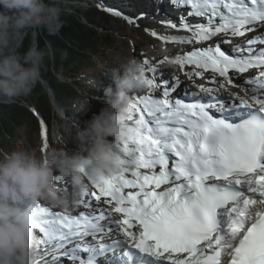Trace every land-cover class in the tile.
Masks as SVG:
<instances>
[{"label":"snow or ice","instance_id":"snow-or-ice-1","mask_svg":"<svg viewBox=\"0 0 264 264\" xmlns=\"http://www.w3.org/2000/svg\"><path fill=\"white\" fill-rule=\"evenodd\" d=\"M182 2L191 6L190 15L207 22L195 28L184 23L191 36H160L166 43L201 44L264 29V0ZM222 43L232 41L198 47L175 62L182 69L193 66L185 72L189 78L212 74L217 87L199 85L201 92L224 90L227 96L193 103L172 99L180 85L176 77L171 89L164 87L163 98L133 101L136 130L124 148L127 152L134 147L139 160L123 174L96 183L87 195L96 202L106 198L103 203L110 207L99 208L96 215L72 216L32 204L52 264H100L101 258L104 264H264V47L255 48L264 45V32L246 39L247 49L237 44V55L222 50ZM252 69L258 74L246 79L245 95L230 92L229 87L241 86L230 71L244 74ZM149 84L160 86L153 79ZM80 204L88 208L92 200Z\"/></svg>","mask_w":264,"mask_h":264},{"label":"clouds","instance_id":"clouds-1","mask_svg":"<svg viewBox=\"0 0 264 264\" xmlns=\"http://www.w3.org/2000/svg\"><path fill=\"white\" fill-rule=\"evenodd\" d=\"M81 0H0V103L30 96L42 80L45 60L54 57L50 42L40 47L42 30L56 35L64 17ZM25 40L31 43L26 51ZM164 65L175 69V59ZM114 84L103 89L106 106L91 120L74 124L73 139L80 151L53 148L37 155L15 148L0 153V264H39L34 203L70 213L96 183L115 178L136 166L139 156L131 145L135 133L134 93L150 88L145 62L129 56L111 70ZM83 123V127L81 126ZM108 137H114L109 140ZM71 178V192L57 184V175Z\"/></svg>","mask_w":264,"mask_h":264},{"label":"rangeland","instance_id":"rangeland-1","mask_svg":"<svg viewBox=\"0 0 264 264\" xmlns=\"http://www.w3.org/2000/svg\"><path fill=\"white\" fill-rule=\"evenodd\" d=\"M136 2L138 3L137 5L144 7L141 0H136ZM78 6L97 8V10L102 14L103 19L108 21L105 27L115 37V43L117 42V46L113 50L104 54V57L100 60L98 66L95 67L93 72L95 75L94 78L84 77L75 83H72V86L78 89V93L83 98L77 97L76 99H71L67 96L56 98L54 94L49 92L53 110V121L50 128L43 125V127H46L48 131L47 141L44 140L43 129L40 132H37L36 127L22 129L19 131L17 137H14L13 143H7L8 146L6 145V151L4 152L11 151L18 147L34 150L37 155L53 148H64L69 151V153L80 151L81 146L72 138L75 132L74 124H76L73 119L84 122L91 120L93 115L99 114L102 108L95 105V103L99 102L101 106L106 105V97L103 94V89L108 86L114 87L110 75L111 70L119 67L120 64L123 63L129 56H135L144 62L145 60L148 61L146 64L147 76L149 79L155 80L157 84L160 85L159 87H156V89L158 88L157 91H159V94H161L160 97H163L164 87L169 89L172 88L175 84L176 77L185 83V88L188 86L187 83L195 84L198 89L197 92L199 93V85H203L205 87L204 84L210 83L205 75L203 78H189L185 75V72L189 71V69L185 68L187 65L183 69L179 65L175 69L168 68L164 65L165 57H168V60H172L179 55H187L192 51V48H189L190 44L187 43L183 44L175 42L171 45L170 41L166 43L159 39L160 36H167V34L172 33L176 34L178 31L174 28L166 26L165 23L159 22L154 24V22H149L146 18H138L136 16L138 10L134 1L81 0V3ZM118 9H122V11L124 10V12H126L125 15L120 13ZM116 13H119V15ZM130 21H134V23ZM153 31L157 33V36L151 35V32ZM219 37L224 38V35ZM204 43L208 45L212 44L211 41ZM221 45L226 46L225 43H222ZM191 46L194 47L193 45ZM233 49L234 47H231V50ZM152 68H155L157 71L153 73L151 71ZM249 73H251V75L249 74V78L252 77L253 74H257L256 71ZM219 78L221 79V82H223V78ZM106 79L109 81L107 82ZM230 89L231 87H229V90ZM232 93H235L238 96H244L245 90L237 87V91H233ZM151 95H153L152 89L147 88L143 91L134 93V100H137L138 97H152ZM208 95L211 96L213 93H208ZM227 95L228 91H225V95L220 96L225 97ZM81 126H84L83 123ZM45 143L48 144L46 149L44 147ZM0 153L3 152L0 151ZM57 177V184L61 188H68L70 191L72 187H63V183L71 181V178L63 176L59 178L60 175ZM94 190L96 189L93 188L91 191ZM83 199H91L92 202H96L94 198L89 196H86ZM39 203L41 206L47 207L53 212L64 213L60 209L51 208L45 202ZM97 208L98 207H89V211L95 210L92 211V213L95 214V212H98ZM74 212L76 213L75 215L80 214L78 209H74ZM113 234L114 233H112V235Z\"/></svg>","mask_w":264,"mask_h":264},{"label":"trees","instance_id":"trees-1","mask_svg":"<svg viewBox=\"0 0 264 264\" xmlns=\"http://www.w3.org/2000/svg\"><path fill=\"white\" fill-rule=\"evenodd\" d=\"M64 20L58 34L49 35L42 30L37 37L40 47L50 42L54 51V57L45 60L42 79L56 98H83L72 83L93 73L104 54L113 50L117 42L105 27L108 21L95 7L77 5ZM30 43L25 40L21 51H26ZM41 121L48 128L53 121L50 95L42 82L30 96L14 103H0V151H6L7 143H13L22 129L36 127L40 132Z\"/></svg>","mask_w":264,"mask_h":264},{"label":"bare ground","instance_id":"bare-ground-1","mask_svg":"<svg viewBox=\"0 0 264 264\" xmlns=\"http://www.w3.org/2000/svg\"><path fill=\"white\" fill-rule=\"evenodd\" d=\"M132 1H134V3L136 4V8L138 10L136 16L138 18H146V19L149 20V22H151V21L154 22V24L155 23H159V22L160 23H165L166 26H169L170 24H175L176 28H174V29H176L178 32L176 34H173V33L172 34H167L168 37L189 36V35L191 36V33L187 32L186 30L183 29V24L184 23H187L190 26H192L193 28H195L197 25L204 24V23L207 22L204 17H197V16H194V15H190L189 13H191L193 11L191 9V6L183 3L182 0H175V2H173V0H141L144 7H141V6L137 5L138 3L136 2V0H132ZM118 10H119L120 13L125 15L126 12H124V10L123 11H122V9H118ZM132 13H133V11H132ZM261 32H264V29H257V31L255 32L256 34H251L252 35L251 38H253L255 35L261 34ZM228 37L229 38H234L235 45L243 43L240 40V37H230V36H228ZM229 38H227V39H229ZM222 40L223 39L218 36V37L214 38V41H211V42L214 43V42H218V41H222ZM170 42H171V45L175 43V42H172V41H170ZM183 44H186V43H183ZM191 45H193L195 48L192 47ZM207 46H209V45L204 43V42L201 43V44L192 43V44H190L189 48H192V51H193V50H195L198 47L202 48V47H207ZM175 49L178 50L177 48H175ZM259 49H257V51ZM224 51L227 52L228 54H230V50L228 49V46H226V48H224ZM230 55H237V54L233 53V54H230ZM185 68L189 69V71H193L194 70L193 66H191V65H187ZM204 75L210 81L209 84H204L206 88H215V87H217L216 84L211 83L212 74L210 72H205ZM247 78H249L248 74L236 75L234 77V81L233 82L238 84V85H241L238 88H241V89L245 90V88L248 87L245 84V81H246ZM216 80L218 82H221V79L218 76H216ZM106 81L108 82L109 80L106 79ZM187 85L188 86H186V88H185V83H183V81H181V79H180V85L177 88V90L175 91L174 95L177 98H183V99H189V100L192 99L194 101H197V100L203 98L202 102H208L210 99H212L213 95H219V96L220 95H225V91L221 90L220 93L213 94V95H211L212 96L211 97L210 95H208V93H204V92H201V91H200V93L197 92L198 89L196 88L195 84L187 83ZM150 89H152V94H154V96H155L154 99L155 98H159L158 96H160L161 94H159V91H157L158 88L157 89L156 88H150ZM230 90L232 92L233 91H237V87L236 88H231ZM192 93H197L198 95L197 96H193ZM95 105H98L101 108H104L106 106V105L101 106L99 102H96ZM214 110L215 109H213L212 111H214ZM73 121L75 123H79L80 122L79 120H75V119H73ZM113 138L114 137H108V139L110 141L113 140ZM141 171L142 172H146L147 170L146 169H141ZM56 175L59 176L60 174L56 173ZM126 175L130 176V173H128ZM59 178H61V175H60ZM69 183H70V181H67V182L63 183V187L64 186H67V187L69 186V188H71V183L70 184ZM71 189H70V192H71ZM105 199L106 198H104V200ZM91 206H99L97 209L110 207L109 205H107V204H105L103 202L101 204H98L97 202H92ZM83 207H84L83 205L79 204L78 206L72 208L70 213H68V214L72 215V216H75L74 209H78L82 213L83 212ZM116 218H119L118 214H116ZM115 235L116 234H114V236H112V238H115ZM40 237H42V236H40ZM87 239H88L89 242L92 241L91 237H88ZM46 247H48V246L40 244L39 249H38V257H37V259H38V262L39 261L41 262V264H50V263H48L47 260L51 256L45 254V248ZM49 251H50V247H49ZM66 263L67 262H64V264H66Z\"/></svg>","mask_w":264,"mask_h":264},{"label":"water","instance_id":"water-1","mask_svg":"<svg viewBox=\"0 0 264 264\" xmlns=\"http://www.w3.org/2000/svg\"><path fill=\"white\" fill-rule=\"evenodd\" d=\"M41 82H42V84L47 88L48 92H50L51 94H53V93H52V90L49 88L48 84H47L43 79L41 80ZM49 95H50V94H49Z\"/></svg>","mask_w":264,"mask_h":264}]
</instances>
